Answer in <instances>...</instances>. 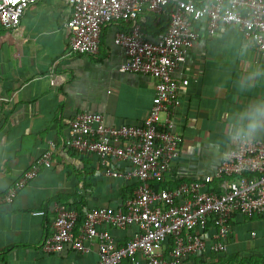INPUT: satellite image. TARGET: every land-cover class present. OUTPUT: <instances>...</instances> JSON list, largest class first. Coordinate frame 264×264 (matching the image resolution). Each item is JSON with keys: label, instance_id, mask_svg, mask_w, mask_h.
Here are the masks:
<instances>
[{"label": "crops", "instance_id": "1", "mask_svg": "<svg viewBox=\"0 0 264 264\" xmlns=\"http://www.w3.org/2000/svg\"><path fill=\"white\" fill-rule=\"evenodd\" d=\"M66 1L41 0L16 32L0 30V195L52 153V166L43 168L11 204L0 206V264H98L96 244L88 254L71 247L60 254L43 253L44 241L54 232L52 204L116 210L138 186L136 180L107 176L96 155L66 150L63 142L80 113L102 114L109 127L141 125L151 113L158 81L119 71L124 57L114 39L126 29L121 23L105 28L98 55L71 54ZM147 16L139 18L141 25L149 24L151 16ZM201 32L186 63L174 74L177 81L187 80L189 85L181 90L177 116L183 142L162 181L165 189L214 174L224 154L237 148L228 139L230 114L264 98V77L248 91L238 87L242 76L264 67V54L247 44L239 27L224 26L210 36L203 26ZM159 33L148 30L147 37L154 41ZM256 140L264 141V135ZM110 161L114 171L130 169L126 163ZM231 227L225 252H206L185 264H264V212L252 219L236 214ZM109 231L117 244L124 245L137 229ZM205 232L211 243L214 228L210 225Z\"/></svg>", "mask_w": 264, "mask_h": 264}, {"label": "built area", "instance_id": "2", "mask_svg": "<svg viewBox=\"0 0 264 264\" xmlns=\"http://www.w3.org/2000/svg\"><path fill=\"white\" fill-rule=\"evenodd\" d=\"M40 1L0 0V30L16 32ZM66 2L71 54L98 55L105 28L121 23L126 29L114 39L124 57L119 71L150 76L158 83L151 113L141 125L109 127L102 114L91 113H80L72 120L63 148L96 155L107 176L136 180L138 186L116 210L87 206L78 210L52 204L54 232L44 241L43 253L60 254L71 247L88 254L96 244L98 264H185L206 252H225L234 216L252 219L264 212V141L229 151L212 175L174 189L156 190L152 183L163 181L180 154L183 136L177 130V116L182 107L181 90L189 81L179 82L174 74L201 39V27L214 36L224 26H237L247 44L264 54V0H211L206 5H197L195 0ZM167 12L168 29L149 40L139 18L147 13L161 17ZM110 160L126 163L130 169L114 171ZM51 161L52 153H48L35 163L8 193L0 195V206L11 204L43 168L52 166ZM210 225L214 234L208 243L205 229ZM132 227L137 231L124 245L117 244L109 231ZM251 235L256 238V233Z\"/></svg>", "mask_w": 264, "mask_h": 264}, {"label": "clouds", "instance_id": "3", "mask_svg": "<svg viewBox=\"0 0 264 264\" xmlns=\"http://www.w3.org/2000/svg\"><path fill=\"white\" fill-rule=\"evenodd\" d=\"M264 77V67H256L238 80L241 91L253 88ZM228 139L237 147H244L264 135V98H258L243 109L231 113L227 123ZM227 156V153L224 154Z\"/></svg>", "mask_w": 264, "mask_h": 264}, {"label": "trees", "instance_id": "4", "mask_svg": "<svg viewBox=\"0 0 264 264\" xmlns=\"http://www.w3.org/2000/svg\"><path fill=\"white\" fill-rule=\"evenodd\" d=\"M197 1V4L198 5H200L199 3H198V0H196ZM146 16L148 15V16H151L150 18H151V21H150V18H148V22H149V24H143L142 25V30H143V32H144V34L147 36V31L148 30H150L151 32H153V31H158V32H160V33H163V32H165L167 29H168V26H169V15H168V12L167 13H165L163 16H161V17H158V16H156V15H154V14H151V13H147V14H145ZM144 15V16H145ZM147 16V17H148ZM159 33V34H160ZM158 34V35H159ZM152 185H153V187L156 189V190H162V189H165L164 188V185H163V183L160 181V182H154V183H152ZM79 206V205H78ZM78 208V207H77ZM78 210H80L79 208H78ZM212 226V225H211ZM169 245H170V243H169ZM216 256V254H214V255H212L211 257L212 258H214ZM227 264H232V262H227ZM235 264V263H234ZM239 264H243V263H239Z\"/></svg>", "mask_w": 264, "mask_h": 264}]
</instances>
